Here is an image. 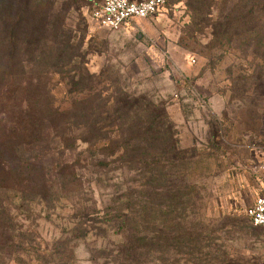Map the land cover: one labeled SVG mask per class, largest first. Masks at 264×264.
Returning a JSON list of instances; mask_svg holds the SVG:
<instances>
[{
    "label": "rangeland",
    "instance_id": "1",
    "mask_svg": "<svg viewBox=\"0 0 264 264\" xmlns=\"http://www.w3.org/2000/svg\"><path fill=\"white\" fill-rule=\"evenodd\" d=\"M99 3L76 1L66 10V0H56L83 52L56 73L48 69L56 106L68 108L79 96L80 68L86 65L102 81L96 89L104 90L108 108L115 109L123 94L144 95L166 108L183 163L158 165L152 181L146 168L137 175L113 164L118 156L95 166L104 159L97 153H108L102 149L60 139L37 143L40 158L29 170L18 166L30 177L27 194L0 188V197L7 198L0 201V264H122L118 229L84 234L102 227L115 206L131 202L123 195L137 180L138 210L141 199L154 209L138 219L141 243L154 237L142 249L147 264H264V228L247 215L264 191V61L245 45L214 36L210 24L228 12L230 0L217 4L211 18L194 17L187 0H166L152 16L118 30L92 18ZM73 117L67 122L74 135L89 122ZM0 161L18 163L10 155ZM178 192L187 202L176 208L168 197ZM182 227L196 235L194 242L185 249L166 247L162 238L180 235Z\"/></svg>",
    "mask_w": 264,
    "mask_h": 264
},
{
    "label": "trees",
    "instance_id": "2",
    "mask_svg": "<svg viewBox=\"0 0 264 264\" xmlns=\"http://www.w3.org/2000/svg\"><path fill=\"white\" fill-rule=\"evenodd\" d=\"M76 1L81 0H66L64 8L68 10L70 3ZM222 2L226 4L228 0H187L194 17L200 14L205 18H211L217 4ZM55 3L56 0H0V160L10 155L18 162L14 166L0 161V188H13L25 196L30 177L18 166L22 163L29 170L28 166H33L30 162L40 158L37 143L43 146L45 141L58 139L64 145L81 143L108 152L97 153L104 159L97 158L95 166H106L108 157L118 156L113 164L122 163L127 171L137 175L146 168L150 173L147 179L152 181L158 165L165 169L163 163L173 159L182 164L183 157H178L182 148L166 108L144 95L130 94L119 96L115 109L108 108L110 100L103 96L104 90L96 89L102 81L86 65L80 68L79 96L68 108L56 106L52 85L50 88L46 83L48 69L56 73L83 52L72 40L74 36L67 31L66 16L58 14ZM230 3L228 12L210 24L214 36L219 41L245 45L252 56L264 61V0H230ZM71 77L76 83L75 76ZM261 86L264 87V82ZM73 115L89 122L75 128L78 134L74 135L72 125L67 122L73 120ZM127 189L128 194L123 196L131 202L115 206L113 212L106 213L110 216L102 222V227L85 229L84 235L97 236L95 229L108 233L116 228L120 235L117 244L120 263L147 264L142 249L152 246L154 237L146 246L141 243L138 219L143 213L152 215L154 209L149 199H141L138 210V180ZM184 196L178 192L168 199L178 208L187 202ZM0 198L2 203L7 201ZM180 229V235L162 238L166 247L185 249L194 242L196 235L183 227Z\"/></svg>",
    "mask_w": 264,
    "mask_h": 264
},
{
    "label": "built area",
    "instance_id": "3",
    "mask_svg": "<svg viewBox=\"0 0 264 264\" xmlns=\"http://www.w3.org/2000/svg\"><path fill=\"white\" fill-rule=\"evenodd\" d=\"M166 0H100L92 11L95 22L106 29L118 30L135 18H148L155 14ZM264 177V157L261 161ZM247 215L255 226L264 228V191L247 209Z\"/></svg>",
    "mask_w": 264,
    "mask_h": 264
}]
</instances>
